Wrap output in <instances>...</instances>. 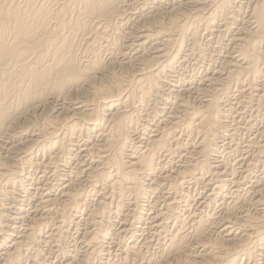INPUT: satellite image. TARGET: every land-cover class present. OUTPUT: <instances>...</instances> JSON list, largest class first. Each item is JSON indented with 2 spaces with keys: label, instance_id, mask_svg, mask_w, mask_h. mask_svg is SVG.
<instances>
[{
  "label": "bare ground",
  "instance_id": "1",
  "mask_svg": "<svg viewBox=\"0 0 264 264\" xmlns=\"http://www.w3.org/2000/svg\"><path fill=\"white\" fill-rule=\"evenodd\" d=\"M235 2H243L249 11L246 8L247 15L236 26L224 29L229 31L226 44L233 55L222 56L217 69L200 79L196 98L191 99V88L169 89L170 68L186 60L180 55L185 35L192 49L206 50L197 43V28L204 26L219 37L226 34L215 23L220 19L233 24ZM154 4V0H0V153H5L0 157V204L9 199L17 204L25 193L48 192L34 195L36 204L26 210L19 199L15 216L0 214L1 241L7 240L0 247V264L27 260L41 264V243L53 239L55 246L65 245L64 232L80 224L79 219L84 228L80 227L78 242L83 247L66 252L59 264H95V258L99 264H263L264 140L256 145V136H251L246 145L243 142L241 170L262 166L261 173L249 179L252 184L243 196V190L238 196L242 180H232L233 189L222 195L217 209L199 214L196 210L206 208L210 199H202V207L195 205L194 210L188 188L205 176L217 178L218 187L223 186L220 177L227 171L232 174L240 163L228 162L239 150L237 121L229 115L234 86L246 88L239 104L244 108L254 102L251 109L260 116L259 134L264 136V0H186L170 8ZM186 4L196 11L189 13ZM132 9L136 16H131ZM188 17H193L189 25L182 22ZM132 68L134 73L128 75ZM163 97L170 98L169 107H155ZM150 106L154 108L148 113ZM150 116L154 117L149 132L135 136L137 126L145 130ZM248 118L245 126L250 129L253 120ZM32 142L37 146L33 152L45 157L39 164L27 147ZM76 148L82 160L76 158ZM72 160L54 197L49 196L53 182L39 186L24 176L26 169L42 167L40 180L46 171L55 178L62 164ZM213 187L207 199L216 196ZM115 218L119 226L109 230ZM12 223L19 224L17 234ZM49 224L54 226L50 233L44 229ZM147 224L150 236L136 242V232ZM127 234L129 239L123 242ZM108 240L119 248L118 257L104 253Z\"/></svg>",
  "mask_w": 264,
  "mask_h": 264
},
{
  "label": "rangeland",
  "instance_id": "2",
  "mask_svg": "<svg viewBox=\"0 0 264 264\" xmlns=\"http://www.w3.org/2000/svg\"><path fill=\"white\" fill-rule=\"evenodd\" d=\"M163 0H154V3H156V4H154V5H160V4H162V6H164L163 8H170L171 6H173V5H175L176 3L178 4L179 2H181V3H185V1L186 0H171V2H170V0H166L167 1V3H165L166 1L164 0L163 2H162ZM134 2H136V0H134ZM170 2V3H169ZM176 2V3H175ZM239 2V1H238ZM238 2H235V8H234V10H233V18L235 19L236 18V20H234L233 18L232 19H230L231 21H233V22H231V21H228L227 22V24L229 23V22H231V23H233V24H228V25H225L224 24V22L222 21V20H220V19H218L217 20V22L215 23V25H217V27L220 29V28H222V30H224L225 28L227 29L228 27L227 26H236L235 25V23L236 22H238V20L239 21H241L240 20V18H245V16L247 15V12L249 11L248 10V7L246 6V5H244V3L243 2H240V3H238ZM169 3V4H168ZM238 3V4H237ZM239 5V6H237V5ZM138 4H136V6H137ZM171 5V6H170ZM244 5V6H243ZM161 6V5H160ZM170 6V7H169ZM186 6H187V9H188V11H190L189 13H194L196 10H193V9H195V8H193V7H191L190 5H187L186 4ZM237 6V7H236ZM243 6V7H242ZM246 6V7H245ZM140 7H139V5L137 6V9L135 8V10L137 11H135V10H133L132 9V15L131 16H136L138 13H139V11H140V9H139ZM240 8V9H239ZM243 8V9H242ZM246 8H247V10H246ZM191 9V10H190ZM237 10V11H236ZM133 11H134V13H133ZM241 11H242V14H241ZM245 13H244V12ZM137 14H136V13ZM192 13V14H193ZM238 13H240V14H238ZM244 13V14H243ZM246 14V15H245ZM238 15V16H237ZM191 16V15H190ZM236 16V17H235ZM244 16V17H243ZM239 17V18H238ZM189 19V20H188ZM188 19H184L182 22L184 23V21L186 22L185 24H187V25H189L191 22H189L190 20H193V17H188ZM188 21V22H187ZM219 21V22H218ZM221 21V22H220ZM222 22H223V24H222ZM219 23V24H218ZM221 23V24H220ZM201 25H199L198 27H200V26H203L202 25V22L200 23ZM220 25V26H219ZM223 25V26H222ZM226 27H225V26ZM200 29V30H199ZM202 29L203 30H201V27L200 28H197V33L199 34L198 36H196L197 38H196V40H197V43L200 41L201 43H199V44H203V47H204V49H206V50H203V51H201V50H199V49H197L196 47H194V49H192L193 47H190L191 45H192V42H191V40L188 38L189 37V35H188V37H187V35H185V40H187V41H185V46H183L184 48H186V49H184V50H191V51H189V52H187V51H182L181 50V53H180V55H181V59L183 60L184 58H186V60H185V62H183V66L182 65H175L173 68H170V71H169V74L172 76H170L169 74H167V75H169L168 77H167V79L168 78H170V79H168V82H171V83H168L167 85H169V86H167L166 85V88H168L169 87V89L170 88H173V89H176L175 91H177L178 89H179V91L180 92H182L181 91V88L183 89H185L186 87L187 88H191V94H190V96H191V99H193V98H196V97H194V96H196V89L197 88H200V87H202V85H201V80H202V77H204L205 76V74H207V73H212L213 71H214V69H217V66L219 65V63H220V61H222V59L223 58H225L226 57V55H227V57H229V56H231V55H233V49H232V47L230 46H228L226 43H228V40H227V38L229 37V31H227V30H224V31H226V34L224 33L223 35H221L220 37H219V35H210L209 33H208V31L206 32L204 29V26L202 27ZM200 31H202V32H200ZM204 31V32H203ZM197 33H196V35H197ZM207 33V34H206ZM204 34V35H203ZM200 36H201V39H200ZM209 38H208V37ZM223 36V37H222ZM226 36V37H225ZM206 37V38H205ZM218 37V39H216ZM205 38V39H204ZM219 38H220V41H215V39L216 40H219ZM225 38V39H224ZM214 39V40H213ZM224 39V40H223ZM204 40V41H203ZM206 41V42H205ZM208 41H209V43H208ZM213 41V42H212ZM202 42H204V43H202ZM211 42V43H210ZM215 42V43H214ZM223 42H224V44H223ZM214 44V46L216 45V47L217 48H219L218 50L220 51V52H218V50H217V48H216V50H215V47L213 46V44ZM216 43H218V44H216ZM221 43V44H220ZM187 44V45H186ZM190 44V45H189ZM208 44H209V48H208ZM220 44V45H219ZM150 46V45H149ZM189 46V47H188ZM213 47V49H211ZM191 48V49H190ZM223 48V49H222ZM149 49V47L147 48V50ZM228 49V51H226ZM231 51H230V50ZM193 51H195V54L193 53ZM196 51H198V52H196ZM216 51H217V53H216ZM186 52V53H185ZM190 52H192V54H193V56H194V58L192 57V55H191V53ZM201 52V53H200ZM211 52V53H210ZM184 53V54H183ZM189 53H190V55H189ZM203 53V54H202ZM213 53H215V54H213ZM220 53V54H219ZM232 53V54H231ZM201 54V55H200ZM210 54H212V56L210 55ZM217 54H218V56H217ZM199 55V56H198ZM209 55H210V57H209ZM216 55V56H215ZM221 55V56H220ZM131 57V54L130 55H127V58H125V60L127 59L128 60V58H130ZM186 56V57H185ZM190 56V57H189ZM197 56H198V58H197ZM201 56V57H200ZM204 56V57H203ZM207 56V57H206ZM222 56H224L223 58H222ZM188 57V58H187ZM208 58V59H206V58ZM221 57V58H220ZM202 58V59H201ZM204 58V59H203ZM189 59L191 60V61H189ZM195 59H197V60H195ZM201 59V60H200ZM216 59H217V61H216ZM219 59V60H218ZM183 60V61H184ZM199 60V61H198ZM187 61H189V62H187ZM197 61V62H196ZM214 61V62H213ZM216 61V62H215ZM195 62V63H194ZM206 62L208 63V64H206ZM213 62V63H212ZM203 63H205V64H203ZM209 63H211V64H209ZM217 64V65H216ZM180 66H182V67H180ZM204 66V67H203ZM180 69H179V68ZM203 67V68H202ZM208 67V68H207ZM215 67V68H214ZM174 68H176V69H174ZM190 68V69H189ZM201 68H202V70H201ZM205 68V69H204ZM178 69V70H177ZM129 71V73H128V75H130V74H132V73H134V70H133V68H132V70L131 69H128ZM174 70V71H173ZM174 73H173V72ZM177 71V72H176ZM200 71V72H199ZM202 71V72H201ZM124 72H126V74L125 75H127V69H124ZM205 72V73H204ZM173 75H175V76H173ZM179 75V76H178ZM179 77V79H177ZM181 77V78H180ZM191 78H192V80H191ZM173 79H176V81L174 80L173 81ZM180 79H182V80H180ZM184 79V80H183ZM201 79V80H200ZM183 81V83H181ZM190 81V82H189ZM198 81L200 82V84H197L198 83ZM175 83H176V85H175ZM186 83V84H185ZM189 83V84H188ZM192 83V84H191ZM173 84V85H172ZM181 84V85H180ZM180 85V86H179ZM187 85V86H186ZM190 85V86H189ZM196 85V86H195ZM198 85V86H197ZM173 86V87H172ZM180 88H179V87ZM233 86L234 85H232V90H233ZM196 88V89H195ZM173 89H171L172 91L171 92H173L174 90ZM245 89L246 88H235V86H234V90L235 91H233L232 93L234 94V95H232L233 97H234V99H233V101H234V103H232V105H231V110H230V113H229V115H230V118L231 119H234V121H237V122H234L235 123V128L237 129L236 130V136H237V143L239 144V150L237 151V155L235 154L233 157H230V159H229V161L228 162H231V163H233L232 162V160L234 161V163H236V162H240V163H238L237 164V168L235 169V173L233 172L232 174H231V172L230 171H227V172H224V174L220 177L223 181H222V183H223V186H220V187H218V181H217V178H215V180H214V178L212 179V178H205L204 177V179H202V180H200L198 183H196V184H194V185H191V187H189L188 188V190H189V194H190V198H191V201H190V205H191V207H192V209H194V210H196L197 208H201L202 207V204L200 205V203H202V201L204 200V199H206L207 200V202L209 201V199H210V201L207 203L208 204V206L206 205V208H201L202 209V211H201V209H197L196 211L199 213V214H205L209 209H210V211H212V209H217V203L219 204V202L218 201H220L221 202V197H222V195L223 194H225L226 192H228L229 190H231V188L233 189V186L235 185L234 184V181H232V180H235V181H243V183H242V181H241V184L239 185V188H238V190H240V191H238V196H240V194H242V192H243V194L241 195V196H243L244 195V193L245 192H247V187H250V185L252 184V182L250 181L251 179H252V181L254 180L253 178H254V176L255 175H258V173L260 174L261 173V168H262V166H259L258 168H255V169H252L251 171H246V172H244V171H242L241 170V167H239L240 165L239 164H241V162H242V157H243V155H245L244 154V152H246L245 150L242 152L241 151V149L246 145V143H247V140H249L250 138L249 137H251V136H253V137H251V138H254V136H256L255 138L256 139H254V141L255 140H257V141H255V143L254 144H260L263 140H264V136H262L261 135V137H260V131L262 130V126H263V123L261 122V123H259L260 122V116H257L256 117V115H254V112H253V108L252 107H254V102H250L248 105H247V107H245L244 106V108L243 107H241V105L239 104V100L241 99V98H244V95L245 94H247V92H243V90L245 91ZM193 90V91H192ZM170 91V90H169ZM236 92V93H235ZM241 92V93H240ZM193 94V95H192ZM235 94L237 95V96H235ZM241 94V95H240ZM165 98V99H164ZM168 98V100L170 99L169 97H167ZM167 98L166 97H163L162 99H160V101L158 100V102H156V104L154 105L155 107L157 106V107H159V105H160V107H162V105L164 106V107H169V103H168V100H167ZM166 100H167V102H166ZM232 101V102H233ZM237 103H236V102ZM162 102L164 103V104H162ZM253 103V104H252ZM159 104V105H158ZM235 104V105H234ZM238 105V106H237ZM250 105V106H249ZM233 106V107H232ZM152 108H154L153 106L151 107H149L148 108V110H147V112L148 113H150V112H152L153 111V109ZM236 109V111H238V113L234 110V109ZM240 108V109H239ZM242 108V109H241ZM252 108V109H251ZM150 109V110H149ZM241 110H242V112H241ZM251 111V112H250ZM232 112V113H231ZM247 112V113H246ZM234 113H236V114H234ZM239 113H240V115H239ZM243 113V114H242ZM233 114V115H232ZM245 114V115H244ZM247 114V115H246ZM253 114V115H252ZM236 116V118H234L235 116ZM238 115V116H237ZM243 115V116H242ZM250 115H252V116H250ZM232 116V117H231ZM241 116V117H240ZM154 116H150L149 117V123H148V125L144 128L145 130H143V128H141V127H143V126H137V128H136V132L137 133H135V136H139V134H147L148 132H149V130H150V123H152V120L150 121V119L151 118H153ZM238 117V118H237ZM240 117V118H239ZM246 117V118H245ZM249 117V118H248ZM247 118L250 120L251 119V121H252V127L249 129V128H246V124H247V122H248V120H247ZM252 118H254V119H252ZM257 118V119H256ZM237 119V120H236ZM242 119H244V120H242ZM238 120H239V122H238ZM244 122H242V121ZM246 121V122H245ZM238 123V124H237ZM244 125V126H241L240 127V125H242V124ZM257 124H258V126H257ZM254 126V127H253ZM256 126V127H255ZM139 128V129H138ZM246 128V129H245ZM259 128V129H258ZM142 129V130H141ZM147 129V130H146ZM250 131H249V130ZM240 130V131H239ZM242 130L244 131V132H242ZM247 130V131H246ZM140 131H141V133H140ZM147 133H146V132ZM138 132H139V134H138ZM239 132V133H238ZM243 133V134H242ZM258 133V134H257ZM241 134V135H240ZM239 135V136H238ZM241 136V137H240ZM242 136H243V138H242ZM240 140H239V139ZM258 138V139H257ZM25 139V138H24ZM247 139V140H246ZM243 140V141H242ZM81 142V143H80ZM78 144L79 145H82V143L84 142V141H80ZM243 142H244V144H243ZM257 142V143H256ZM33 143V142H32ZM34 144L35 143H33V145L32 144H28V145H30V146H27L28 147V150H29V153L32 155V156H34L35 158H33V160H35V162L37 163V164H39V163H41L43 160H45V157H43L41 154L42 153H40V151H38L37 153L35 152H33V151H37V146H36V144H35V146H34ZM187 144V143H186ZM241 144H243V145H241ZM241 145V146H240ZM32 146H34L33 148H32ZM26 147V148H27ZM241 147V148H240ZM31 149V150H30ZM22 148H21V151L20 150H18L16 153H19V151L20 152H22ZM77 150H79L78 148H76V154L75 155H77V154H79V153H77L78 151ZM180 150V149H179ZM178 150V151H179ZM24 151V150H23ZM177 151V152H178ZM27 153H28V151H26ZM26 152H24V153H26ZM175 153V155H177L178 153ZM23 153V154H24ZM240 153H241V155H240ZM36 154V155H35ZM243 154V155H242ZM251 154V153H250ZM5 156V153L2 151V153H0V157H4ZM37 156V157H36ZM81 155L79 154L76 158L77 159H80V160H82L83 159V157H80ZM236 156V157H235ZM239 156V157H238ZM80 157V158H79ZM238 157V158H237ZM232 158V159H231ZM235 158H236V160H235ZM264 158V156L262 157V159ZM38 159V160H37ZM41 159H42V161H41ZM240 160V161H239ZM39 161V162H38ZM74 162L75 161H66V162H64L63 164H62V166L59 168L60 169V171H58V173H61V174H58V176L57 177H53L52 176V173H51V171L49 172V171H46L45 173H44V175H43V178H42V180H40L41 179V176H42V174H43V168L42 167H39V168H35V167H33V168H28V169H26V172L24 173V176L26 177V180L28 181V182H32V183H34V184H38L39 186H42L44 183H47L48 182V184H50L51 182H53V184H50V191H49V196L50 197H54V195H56V193L58 192V187L60 188V186H62V184L60 183V182H62V180L65 178V174H66V172L69 170V168H71V166L74 164ZM71 163V164H70ZM170 162L169 161H167L166 162V165L168 166V164H169ZM70 166V167H69ZM61 168H62V170H61ZM35 169V170H34ZM239 169V171H237ZM31 170V171H30ZM40 170H42V171H40ZM28 171V172H27ZM32 173H30V172ZM63 173H62V172ZM241 171V172H240ZM258 171V172H257ZM260 171V172H259ZM34 172V173H33ZM37 174H36V173ZM39 172H41V173H39ZM237 172V173H236ZM249 172V173H248ZM255 172V173H254ZM48 173H49V175H48ZM51 173V174H50ZM227 173V174H226ZM240 173V174H239ZM248 173V174H247ZM28 176H27V175ZM33 174H36V175H33ZM237 174H239V175H237ZM31 175V176H30ZM33 175V176H32ZM59 175H61V176H59ZM242 175V176H241ZM246 175H248V176H246ZM253 175V176H252ZM39 176H40V178H39ZM224 176V177H223ZM250 176V177H249ZM37 177V178H36ZM53 177V178H52ZM58 177H60V178H58ZM227 177H228V180H227ZM229 177H231L230 179H229ZM237 177V180L235 179ZM245 177H246V179H245ZM38 178H39V180L41 181H39L38 180ZM47 178V179H46ZM239 178V179H238ZM243 178V179H242ZM35 179V180H34ZM44 179V180H43ZM50 179V180H49ZM51 179H52V181H51ZM54 179V180H53ZM211 179H212V182H211ZM250 179V180H249ZM30 180V181H29ZM33 180V181H32ZM218 180H220V179H218ZM45 181H47V182H45ZM57 181V182H56ZM201 181H202V183L204 184H202L201 183ZM216 182L215 184H214V182ZM232 181V182H231ZM251 183H250V182ZM37 182V183H36ZM50 182V183H49ZM206 182H208V183H206ZM229 182H231V184L229 183ZM247 182V183H246ZM41 183V184H40ZM206 183V184H205ZM210 183V184H209ZM213 183V184H212ZM217 184V185H216ZM246 184H247V186H246ZM200 185H201V187H200ZM215 185V186H214ZM232 185V186H231ZM193 186V187H192ZM206 188H205V187ZM215 187V191H216V189H217V191L215 192L214 191V193H216L215 195L217 196H215V197H211V198H208L207 199V193L209 192L210 193V191L211 192H213V190H211L212 189V187ZM227 186V187H226ZM53 187V188H52ZM57 189H55V188ZM197 187V188H196ZM203 187H204V190H203ZM213 187V188H214ZM192 188V189H191ZM195 188V189H194ZM221 190H220V189ZM241 188V189H240ZM163 189H160L159 191L160 192H163L162 191ZM193 190V191H192ZM197 190V191H196ZM203 191V193L206 195H201L202 194V191ZM243 190V191H242ZM57 191V192H56ZM194 191H196V192H194ZM52 192H53V194H52ZM56 192V193H55ZM194 192V193H193ZM219 192V194H217ZM42 193H44V191L42 192ZM42 193H40V194H37V193H35L34 195H35V197L37 198L38 196L40 197V196H43V195H45V194H47L48 192H46L45 191V193L44 194H42ZM42 194V195H41ZM196 194H197V196H196ZM24 195H25V197H24ZM34 195H32L31 194V192L29 193V195H28V193L26 194H23V195H19L18 196V200H17V202L18 203H20L19 201L22 199V205H20L22 208H24L25 210L27 209V208H29V207H34V205L36 204L35 203V199L33 198V196ZM53 195V196H52ZM193 195V196H192ZM195 195V196H194ZM201 195V196H200ZM219 195V196H218ZM30 196H31V198H30ZM107 196H109V195H107ZM151 196H153V194H151ZM192 196V197H191ZM30 199H32V200H30ZM196 197V198H195ZM198 197V198H197ZM201 197V198H200ZM203 197V198H202ZM28 198V199H27ZM151 198H153V197H151ZM193 198H195L194 199V202H196L197 200V202H196V204L193 202ZM20 199V200H19ZM26 199V200H25ZM203 199V200H202ZM200 200V201H199ZM213 200H215V201H213ZM8 201V202H7ZM6 202L8 203H3V204H0V214H2V213H7V215H9L10 217H12L13 215L15 216V214H16V212H18L19 210L17 209V208H15L14 209V207L18 204H16V202L15 201H13L12 202V199H9V200H7ZM10 201V202H9ZM30 201V202H29ZM26 202V203H25ZM212 202H213V204H212ZM29 203H30V206H29ZM33 203V204H32ZM197 203H199V204H197ZM210 203V204H209ZM12 204V205H11ZM16 204V205H15ZM192 204H194V205H192ZM3 205H4V207H3ZM26 205V206H25ZM197 206V208H195L196 206ZM8 206V207H7ZM10 206H11V208H10ZM17 206H19V205H17ZM210 206V207H209ZM27 207V208H26ZM4 208V209H3ZM7 208V209H6ZM10 209V210H9ZM88 209V207L87 206H85L84 208H83V212H85L86 210ZM205 211H204V210ZM206 209H208V210H206ZM12 210V211H11ZM11 211V212H10ZM149 212V211H148ZM201 212V213H200ZM204 212V213H203ZM79 216H81V215H79ZM79 219V218H78ZM80 220V219H79ZM78 220V223H80L81 224V220L79 221ZM114 221H116V218L113 220V222ZM9 224H10V220H9V222H8ZM13 224V223H12ZM80 224H78V225H71L70 227H68V229L64 232V238L66 237L67 238V241H66V238L64 239L63 238V242L65 243V245L62 243H60V246L59 247H61V248H59L58 246H55V241L53 240V239H50L48 242H43V243H41V246H40V254L42 253V252H44V253H42L41 254V256L44 254L45 256H46V258H45V256L43 255L42 256V262H41V264H49V263H51V264H59V262H60V259H61V261H63L64 259H65V256H67V253L69 254V253H71V252H74L76 249H79V247L81 248V247H83V244H81L80 243V241L78 242V240H80V227H83L84 228V226H81ZM13 225H16V229H15V231L13 232L14 234H17V231H18V223H16V224H13ZM116 225V226H115ZM50 228H49V227ZM52 226V227H51ZM74 226V227H73ZM77 226V227H76ZM118 226H119V224L117 223V221L116 222H114L113 223V226L112 225H110L109 227V230H115V227H116V229L118 228ZM47 227V228H46ZM44 229L47 231V232H51V230H53L54 229V226L53 225H47ZM73 227V228H72ZM79 227V228H78ZM113 227V228H112ZM147 227V228H146ZM76 228V229H75ZM150 227L148 226V224H147V226L146 225H144V229L143 230H139V231H137L136 232V235H135V241L136 242H139V241H141L142 239H143V237H145L146 235L147 236H150V234H151V232L150 231H152L151 230V228L149 229ZM66 228H64V230H65ZM79 231H78V230ZM82 229V228H81ZM149 229V230H148ZM72 230V231H71ZM83 230L84 229H82V232H83ZM147 230H148V232H147ZM70 233V235H69V233ZM76 232V234L75 233H73V232ZM141 231H143V232H141ZM72 232V233H71ZM141 232V233H140ZM145 232V233H144ZM48 233V234H49ZM139 235H138V234ZM66 235V236H65ZM73 235H75V238H74V236ZM80 235V236H79ZM129 234H127V236H125V238H124V236H122L121 238L123 239H121L123 242H125V241H127L128 239H129V236H128ZM67 236H69V237H67ZM139 236H142V237H139ZM146 236V237H147ZM126 238H127V240H126ZM139 238H140V240H139ZM1 239H2V237L0 236V247H5L6 246V243H4V242H6L7 240H2L1 241ZM74 239V240H73ZM53 240V241H52ZM68 240H69V242H68ZM76 240V241H75ZM125 240V241H124ZM138 240V241H137ZM109 241V242H108ZM106 243H104L103 245L105 246V250H104V253H106L107 255L109 254V255H111V256H114V257H118V253H120L119 252V248H117V246L116 245H114L113 243H111L110 241L111 240H108ZM71 242H72V244H71ZM76 242V243H75ZM3 243V244H2ZM44 243H46V244H48V245H46V244H44ZM109 243V244H108ZM52 246H51V245ZM69 244V245H68ZM107 244L109 245V246H107ZM45 245H46V247H45ZM110 245H112V246H110ZM53 246H55V247H53ZM62 246H64V247H62ZM68 246V247H67ZM106 246L108 247V248H106ZM41 247H42V249H41ZM56 247H57V250H56ZM76 247V249L73 251V249ZM112 247H113V249H112ZM47 248V249H46ZM50 248V249H49ZM55 248V249H54ZM73 248V249H72ZM49 249V250H48ZM61 249V250H60ZM64 249V250H63ZM65 249H67V250H65ZM51 250V251H50ZM59 250V251H58ZM115 250V251H114ZM49 251V252H48ZM61 251H63L62 253H60ZM107 251H108V253H107ZM112 252V253H110V252ZM117 251V252H116ZM155 251H157V250H155ZM55 252V253H54ZM67 252V253H66ZM116 252V254L114 255V253ZM158 252V251H157ZM53 253V254H52ZM56 254V255H55ZM58 255V256H57ZM117 255V256H116ZM49 256H51V257H49ZM53 256V257H52ZM54 256H56L55 258H54ZM64 257V259H62ZM58 258V259H57ZM57 259V260H56ZM96 259V260H95ZM94 259V261H96V263L95 264H99V262H98V258H95ZM47 260V261H46ZM262 261V263L264 264V256H262V259H261ZM28 261V260H27ZM27 261H25L24 263H22V264H26V262ZM50 261V262H49ZM53 261H54V263H53ZM59 261V262H58ZM44 262V263H43ZM47 262V263H46ZM57 262V263H56ZM27 264H30V262H27ZM240 264V263H239ZM242 264V263H241Z\"/></svg>",
  "mask_w": 264,
  "mask_h": 264
}]
</instances>
